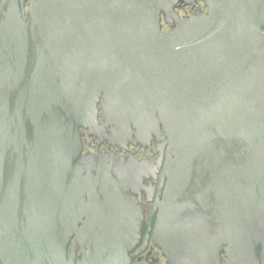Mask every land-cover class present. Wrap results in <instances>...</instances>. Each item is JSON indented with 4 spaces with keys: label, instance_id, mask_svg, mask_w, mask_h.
<instances>
[{
    "label": "water",
    "instance_id": "95a60500",
    "mask_svg": "<svg viewBox=\"0 0 264 264\" xmlns=\"http://www.w3.org/2000/svg\"><path fill=\"white\" fill-rule=\"evenodd\" d=\"M195 1L0 0V264H124L142 239L143 166L83 157V131L168 148L169 264H264V0L181 18Z\"/></svg>",
    "mask_w": 264,
    "mask_h": 264
},
{
    "label": "flooded vegetation",
    "instance_id": "af4514ba",
    "mask_svg": "<svg viewBox=\"0 0 264 264\" xmlns=\"http://www.w3.org/2000/svg\"><path fill=\"white\" fill-rule=\"evenodd\" d=\"M183 19L192 17H207L208 8L205 0H196L177 9ZM163 30L168 33L171 29L163 23ZM101 111L100 123H104ZM136 133V132H135ZM147 138V137H146ZM148 146L141 139H136L137 145L129 143L127 147L112 145L106 137L91 135L89 131H83V157L87 155H116L120 159L137 161L143 166L140 175L142 179L128 187V195L135 206L133 214L137 215L140 228L144 227V233L140 241H135L127 253V262L124 264H169L162 250L153 241L155 231L159 225V203L163 200L164 169L168 155V148L155 137ZM137 164V165H139ZM142 173V174H141ZM125 189V188H124ZM133 216V215H132ZM81 258L77 257V262ZM225 254L221 255L219 263L226 264Z\"/></svg>",
    "mask_w": 264,
    "mask_h": 264
}]
</instances>
